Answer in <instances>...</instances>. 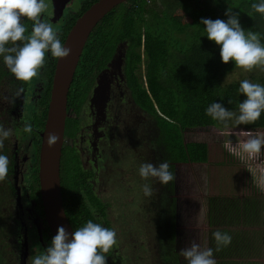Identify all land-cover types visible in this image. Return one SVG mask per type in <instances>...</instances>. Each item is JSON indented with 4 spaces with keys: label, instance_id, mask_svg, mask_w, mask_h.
<instances>
[{
    "label": "trees",
    "instance_id": "16d2710c",
    "mask_svg": "<svg viewBox=\"0 0 264 264\" xmlns=\"http://www.w3.org/2000/svg\"><path fill=\"white\" fill-rule=\"evenodd\" d=\"M149 1L128 0L111 10L92 31L79 60L76 74H84V70L89 66L87 57L95 43H92L93 35L98 33L97 35L105 37L109 32L119 35L120 41L126 46L125 74L129 79L136 75H145L147 79L148 88L143 86L141 78L140 84L144 87L141 96L143 99L140 96L138 99L153 113L151 131L154 157L159 163L168 162L177 179L179 174L185 171L186 174L182 178L191 181L197 188L199 182L189 172L194 168L200 175L203 186L205 187L204 180L209 175L208 184L213 187L214 177L209 174V170L207 172L210 143H224L230 139L232 142L242 143L249 131L253 134H264V113L254 124L240 125L239 130L224 129L223 124L212 120L206 114V108L214 102L238 111L239 102H243L247 97L239 92L241 81L222 84L223 79L238 67L234 61L227 64L222 61L220 46L208 39L205 26L200 22L202 18L227 20L225 12L232 7L233 11L240 13L242 27L259 33L261 42L264 43V15L251 8V5L259 0H186L183 11H177L181 5L173 11L168 5L165 9H157L151 6ZM50 85L52 87L50 83L49 88ZM50 93L51 89L45 100L47 106ZM229 100L232 101L231 104ZM44 116L46 118V112ZM227 153L229 154L228 151ZM232 158L236 160L235 163L241 164L239 166L244 168L243 171L250 179L247 164ZM61 165L63 203L67 216L72 219L70 207L74 195L68 184L64 158ZM225 179L227 178L223 176V180ZM30 183L28 192L34 205L32 216L35 218L32 220L26 216L23 221H20L22 208L17 203L15 207L11 179L7 178L0 184V264H23L25 258L31 257L29 241L32 234V238L40 240V244L43 240H48L51 244L53 236L43 211L38 164ZM167 185L169 192L173 194L175 180ZM176 205L174 197L173 201L167 204L166 222L161 228L164 264H187L180 252L181 249L190 247L193 242L201 248L211 247L213 244L215 249L213 233L218 224L234 223L237 226L243 223L246 216L250 218V223L258 221L259 218V204L247 194L210 196L207 213L210 230L207 239H204L203 232L189 225V220L184 224L181 220L175 221ZM191 211L194 210L191 208ZM74 215L77 216L76 213ZM87 216V219L78 220L79 225L73 224L75 230L88 220H93L91 216ZM214 253L221 258V264H228L223 259L231 254L229 246Z\"/></svg>",
    "mask_w": 264,
    "mask_h": 264
},
{
    "label": "flooded vegetation",
    "instance_id": "af4514ba",
    "mask_svg": "<svg viewBox=\"0 0 264 264\" xmlns=\"http://www.w3.org/2000/svg\"><path fill=\"white\" fill-rule=\"evenodd\" d=\"M96 1L46 0L49 8L43 16L59 32L64 43L75 21ZM24 23L30 33L32 22L25 20ZM97 34L92 37V43H95L88 53L89 66L82 75L75 72L68 93L61 158V163L64 158L68 184L74 195L70 207L72 219L69 216L68 219L74 229V223L79 225L78 220L87 219L89 215L94 222L117 231L118 244L107 254V264H164L161 228L166 222L167 204L174 197L177 203L175 221H180V201L185 202L180 181L175 177L176 186L171 194L168 185L158 180L153 184V179L145 181L139 176L141 163L159 165L152 146L153 113L138 99L143 95L144 87L148 88L147 79L139 75L129 79L125 74L126 46L119 35L109 32L104 37ZM56 62L57 58L48 53L46 67L41 70L42 78L22 82L7 69L0 57V124L13 130L0 152L11 161L8 178L12 182L15 207L19 199L23 205L20 221L27 216V208L34 211L28 191L37 164L39 171L42 132L47 118L44 114L48 108L45 100L52 88L49 84H52ZM141 78L144 87L140 84ZM20 89L23 91L16 97L15 93ZM24 121L33 124L31 135L23 132ZM125 158L133 162L132 169L128 170L124 164L128 160H123ZM144 183L155 189L152 197L144 196ZM127 192L134 196L129 197ZM127 213H131V219L125 218ZM125 220L131 221L129 225L133 227L130 239L128 230L122 231L119 227ZM139 233L140 243L136 244V238L132 237ZM152 237L156 239L155 245ZM128 243L136 250L141 249L140 253H146L148 261H136L137 252L126 251ZM40 245L44 251L50 243L43 240ZM126 253L130 255L126 256ZM28 259L25 258L23 264H28Z\"/></svg>",
    "mask_w": 264,
    "mask_h": 264
},
{
    "label": "clouds",
    "instance_id": "9594fccd",
    "mask_svg": "<svg viewBox=\"0 0 264 264\" xmlns=\"http://www.w3.org/2000/svg\"><path fill=\"white\" fill-rule=\"evenodd\" d=\"M49 8L46 0H0V57L7 69L22 82H30L33 78H42V69L47 64V54L53 58H67L72 49L66 47L60 39L59 32L53 25L44 19L43 14ZM251 8L264 15V0L253 3ZM224 19L202 18L209 40L220 46V55L224 63L234 61L236 67L245 71L260 69L264 71V43L260 34L250 29L245 30L239 20L240 13L229 7ZM32 22L29 33L24 21ZM23 89L15 95L19 97ZM239 92L247 98L239 102L238 111L226 108L222 103L214 102L206 108V114L212 120L218 121L224 127L231 122L235 126L251 125L261 118L264 113V85L253 83L248 79L240 82ZM230 104L231 100L228 101ZM23 132L31 135L34 132L33 124L23 122ZM13 135L11 128L0 124V150H3L5 141ZM59 136L49 132L48 146L54 147ZM223 147L233 157L246 163L248 158L261 160L264 157V134H253L249 131L246 139L241 143L226 140ZM9 157L0 152V182L8 178ZM253 176L256 187L264 192V180L255 181V173L248 168ZM139 176L145 180H158L167 185L175 180V174L170 170L168 162L155 165L143 162L138 169ZM144 196L152 197L155 189L149 183L142 185ZM216 247H204L195 242L190 247L181 249L180 254L187 264H217L214 251L219 252L228 247L232 237L227 232L217 230L213 233ZM118 244V234L114 228L105 227L93 220H88L74 232H69L64 226L58 228L52 238L50 246L43 253L35 254L28 259V264H107V254Z\"/></svg>",
    "mask_w": 264,
    "mask_h": 264
},
{
    "label": "rangeland",
    "instance_id": "374dc122",
    "mask_svg": "<svg viewBox=\"0 0 264 264\" xmlns=\"http://www.w3.org/2000/svg\"><path fill=\"white\" fill-rule=\"evenodd\" d=\"M185 2L186 0H150L148 3L157 9H165L168 5L171 11L181 5V7H179V10L177 9V11H183L185 9L183 6L185 5ZM244 79H248L253 83L264 84V71H261L260 69L245 71L242 68L238 67L223 79L222 84L225 85L235 81H242ZM240 128L241 127L235 126L231 122L229 123V126L227 128L224 127V129L230 130H239ZM233 143L235 144L237 142ZM223 144L224 143L219 142L210 143V163L208 165L207 172L209 170V174H212V176L214 177L213 187L210 185V183L208 184L209 175L207 176V179L205 178L204 180L206 183L204 187L202 180L200 179V175L194 168H191L189 172L193 174L194 178L199 182L197 188L192 185L191 181H187L182 178V176L186 174L185 171L182 174H179L178 177L180 181V192L182 193V197L185 200V202L182 199L180 201V220L183 222V224L186 220H189V225L194 226L196 230L199 228V230L203 232L204 239H207L209 232V225L207 221L208 198L211 195H248L249 192L256 187L253 174L251 173L252 177H250L249 179L247 177V174H245V172L243 171L244 168L242 169V167L239 166L241 164H234L236 160L232 158L233 156L230 153H227V151L223 147ZM123 160H127L125 163H123L126 165L128 170L132 169L131 167L133 162L129 158H125ZM259 161L254 159L252 161L251 158H248L246 161L248 168H252V163L255 164L254 170L252 169L255 173V181L264 180V165ZM249 162H251L250 165ZM210 166L212 167L210 168ZM223 176L231 181L228 182L227 179L223 180ZM156 182L157 180L153 179V184H157ZM127 194L129 195V197L134 196V194H132L131 192H127ZM256 195L259 196V194ZM260 199L261 203L258 206L257 214L262 224L254 228L246 226L242 227L241 225H239L236 229L229 232V235H231L232 237V242L229 245L231 254L228 256L230 257V260L227 261V263L229 262V264H250L252 262L254 264H264V196ZM186 200L188 202H186ZM191 200L193 201V204ZM191 208L194 210L193 212L191 211ZM26 213L28 219L34 220L35 217L32 216V214L34 213L31 211V209L27 208ZM125 218L131 219V213H127ZM129 222L131 221L125 220V222H123L119 227L122 231L128 230L130 239L133 227L129 225ZM143 228L145 229V226H143ZM140 237L141 233H139L137 237L136 235H134L132 239L136 238L135 243L139 244ZM39 241H36L35 238L32 237L29 241L30 249L32 250V256L35 254H40V251H43V249H41L40 247ZM152 243L153 245L156 244V239H154L153 237ZM203 245H205L204 242ZM234 248H236L235 251L233 250ZM129 250L137 252V254L135 255L137 257V259H135L136 261H148V256L146 257V253H140L141 249L136 250V247L132 246L130 243H128L126 251ZM127 255L130 254L126 253V256ZM139 258L142 260L140 261Z\"/></svg>",
    "mask_w": 264,
    "mask_h": 264
},
{
    "label": "water",
    "instance_id": "95a60500",
    "mask_svg": "<svg viewBox=\"0 0 264 264\" xmlns=\"http://www.w3.org/2000/svg\"><path fill=\"white\" fill-rule=\"evenodd\" d=\"M127 1L98 0L91 5L75 21L63 43L72 49V54L67 58L57 59L56 62L47 118L42 132L38 171L43 211L53 237L60 226H64L70 233L74 232L65 211L61 182V158L65 141L68 93L91 32L105 15ZM49 132L59 136L58 143L51 148L47 144ZM17 205L23 208L21 199L17 201Z\"/></svg>",
    "mask_w": 264,
    "mask_h": 264
},
{
    "label": "crops",
    "instance_id": "0c3cea01",
    "mask_svg": "<svg viewBox=\"0 0 264 264\" xmlns=\"http://www.w3.org/2000/svg\"><path fill=\"white\" fill-rule=\"evenodd\" d=\"M143 76H145V75H143ZM252 161H253V159H252ZM257 162V161H256ZM255 162V163H256ZM259 162H261L263 165H264V157H262V159L259 161ZM260 163V164H261ZM234 164L236 165V163L234 162ZM251 164V162H249V165ZM261 164V165H262ZM247 167H248V165H247ZM251 169H253L254 170V167H255V164H251ZM252 170V171H253ZM250 171V170H249ZM251 171H250V177H252V175H251ZM238 175V174H237ZM251 192V193H250ZM249 192V196H251L253 199H254V201H255V203L256 204H260L261 203V199L260 198H262L263 196H264V192H261L260 190H258V188L257 187H255V188H253L251 191ZM256 194H259V196H257ZM212 196V195H211ZM214 196H218V195H214ZM257 197H260V198H257ZM208 210H209V207H208ZM207 213H208V211H207ZM207 221H208V225H209V218H208V216H207ZM246 219V220H245ZM245 219H243V223H239V225H241L242 227L243 226H246V227H252V228H254V227H256V226H259V225H261L262 224V222H260V220H259V218H258V221H253V223H250V218L248 219V216H246V218ZM239 225H235L234 223L233 224H230V223H228V224H222V225H216L218 228L217 229H214L215 231H217V230H220L221 232H227L228 234H229V232H230V230H234V229H236ZM216 226H213V227H216ZM209 230H210V226H209ZM211 232V231H210ZM212 233V232H211ZM210 244H212L211 242H210ZM254 247V246H253ZM211 248H213V244H212V246H211ZM214 256H215V259H216V261H217V264H221L222 263V260H221V258L220 257H218L217 255H216V253H214ZM229 256V255H228ZM228 256H226L223 260L224 261H229L230 260V257H228ZM246 256V255H245ZM223 261V262H224ZM228 264H229V262H228ZM231 264H235V263H231ZM250 264H254L253 262L252 263H250Z\"/></svg>",
    "mask_w": 264,
    "mask_h": 264
}]
</instances>
